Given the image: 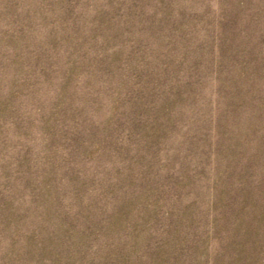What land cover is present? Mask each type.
Listing matches in <instances>:
<instances>
[{
	"label": "rangeland",
	"instance_id": "374dc122",
	"mask_svg": "<svg viewBox=\"0 0 264 264\" xmlns=\"http://www.w3.org/2000/svg\"><path fill=\"white\" fill-rule=\"evenodd\" d=\"M0 264H264V0H0Z\"/></svg>",
	"mask_w": 264,
	"mask_h": 264
}]
</instances>
